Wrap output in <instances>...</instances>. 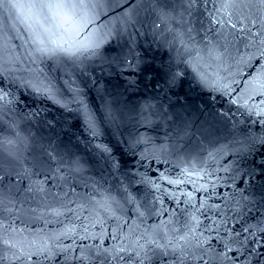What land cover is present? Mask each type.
<instances>
[{
    "label": "water",
    "instance_id": "95a60500",
    "mask_svg": "<svg viewBox=\"0 0 264 264\" xmlns=\"http://www.w3.org/2000/svg\"><path fill=\"white\" fill-rule=\"evenodd\" d=\"M0 264H264V0H0Z\"/></svg>",
    "mask_w": 264,
    "mask_h": 264
}]
</instances>
